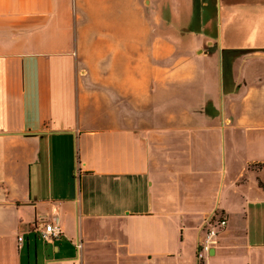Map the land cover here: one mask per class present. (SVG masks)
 Segmentation results:
<instances>
[{"label": "crops", "instance_id": "obj_1", "mask_svg": "<svg viewBox=\"0 0 264 264\" xmlns=\"http://www.w3.org/2000/svg\"><path fill=\"white\" fill-rule=\"evenodd\" d=\"M209 5L0 0V264H197L213 212L204 264H264V28Z\"/></svg>", "mask_w": 264, "mask_h": 264}, {"label": "rangeland", "instance_id": "obj_2", "mask_svg": "<svg viewBox=\"0 0 264 264\" xmlns=\"http://www.w3.org/2000/svg\"><path fill=\"white\" fill-rule=\"evenodd\" d=\"M220 3L221 5H225L227 3H232L226 9L221 8L220 12ZM210 7L208 9L204 8L205 16L208 15L210 17V30L218 32L220 27L226 28V30L234 29L238 31L237 39H239L242 44L246 45L250 42L251 38L247 36L255 27L264 28V0H210ZM220 13L222 15V22H220ZM230 16L229 20L225 22V17ZM228 16V17H229ZM258 19V20H257ZM258 22V24H257ZM263 39V37H260ZM253 40V39H252ZM251 50L243 51L238 56L247 55L246 53ZM228 58L227 56L224 57ZM211 59H217L216 57H212ZM219 59L221 60V53L219 54ZM224 72L227 71V68L224 67L222 69ZM226 90L227 81L224 84ZM212 98L209 100V104L207 105L211 109L220 110L222 105L220 102V93H224V91H220L219 85H214L210 87ZM217 93V95H216ZM217 96V97H216ZM245 109H251L253 106L247 104H243ZM197 109L198 107L195 106ZM227 108V107H226Z\"/></svg>", "mask_w": 264, "mask_h": 264}, {"label": "built area", "instance_id": "obj_3", "mask_svg": "<svg viewBox=\"0 0 264 264\" xmlns=\"http://www.w3.org/2000/svg\"><path fill=\"white\" fill-rule=\"evenodd\" d=\"M227 219L224 215L215 212L206 215L201 223L202 236L196 249L197 264H204L205 258L218 243L219 235L224 230ZM61 228L55 218L45 222L40 230V237L46 241H51L61 235ZM20 240L21 237H18ZM76 249H79L81 243L74 242Z\"/></svg>", "mask_w": 264, "mask_h": 264}, {"label": "water", "instance_id": "obj_4", "mask_svg": "<svg viewBox=\"0 0 264 264\" xmlns=\"http://www.w3.org/2000/svg\"><path fill=\"white\" fill-rule=\"evenodd\" d=\"M213 250V249H212ZM212 250L210 252H212Z\"/></svg>", "mask_w": 264, "mask_h": 264}]
</instances>
